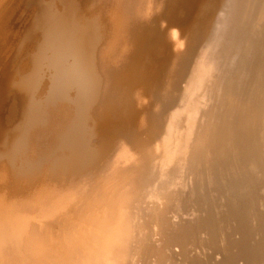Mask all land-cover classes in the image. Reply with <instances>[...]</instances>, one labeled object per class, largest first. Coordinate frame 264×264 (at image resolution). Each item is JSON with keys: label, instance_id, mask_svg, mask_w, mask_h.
I'll list each match as a JSON object with an SVG mask.
<instances>
[{"label": "bare ground", "instance_id": "1", "mask_svg": "<svg viewBox=\"0 0 264 264\" xmlns=\"http://www.w3.org/2000/svg\"><path fill=\"white\" fill-rule=\"evenodd\" d=\"M175 1H0V30L35 7L4 93L21 91L0 125V264H264V0L185 1L190 24ZM158 101L180 106L153 157L137 113ZM153 201L175 223L166 261L137 240L136 220L171 221Z\"/></svg>", "mask_w": 264, "mask_h": 264}, {"label": "rangeland", "instance_id": "2", "mask_svg": "<svg viewBox=\"0 0 264 264\" xmlns=\"http://www.w3.org/2000/svg\"><path fill=\"white\" fill-rule=\"evenodd\" d=\"M0 1H2V0H0ZM185 1H187V2H189L190 0H183L182 2L181 1H175L174 3H173V7L174 8H176V7H178V8H180V10H182L183 12H184V14H183V17H182V19H183V21H185V22H187V23H191V20H192V18H193V14H194V11H193V8H189V7H187V5H186V3H185ZM6 4V6H5V8L3 7V8H0V17H1V15H3L5 12H6V7H14L15 6V3L12 5V6H10L8 3H5ZM264 4V3H263ZM24 5V4H23ZM23 5L21 4V7L19 8V10L18 11H16L11 17H10V19L8 20V22H7V29H5V27L3 26V24H2V27H1V30H0V69H1V77H0V86H2V83L4 84V81H6V85H5V87H3V97H2V99L0 100V125L2 124V122L7 126V125H10V121H11V119L13 118V117H15V114H16V110H15V99H16V96L18 95V97L21 95V91H19V90H17V91H14L13 89L10 91V96H9V94H8V96H9V99L8 100H10V101H12L10 98H12L14 101H13V104L11 103V104H9L7 101H5L4 99H5V92L7 91V92H9V90H7V88H8V82L10 81V79H11V77H12V75H13V73L15 72V70H16V68L19 66L20 67V69L22 70L23 69V67H24V65H25V63H26V57L24 56L25 54H23V53H25V48H24V50L23 49H21L20 47H22V44H21V42H22V39H21V36H22V34L24 33V31L25 32H29V31H31L32 30V28H33V25H34V12L32 11L35 7H32L33 9H31L30 8V12L29 11H27L26 10V7H25V10H24V7H23ZM247 5H248V2H247ZM250 6H247L246 8H245V12H246V17L248 18V19H250L251 21L253 20V19H256V11L255 12H253V10H254V8H253V10L251 9V8H249ZM251 10H252V12H251ZM27 12H29V13H27ZM33 14V15H32ZM15 15V16H14ZM177 17L179 18V14L177 13ZM180 17H181V15H180ZM257 21V20H256ZM255 21V22H256ZM11 22V23H10ZM245 23V22H244ZM244 23H243V25H244ZM257 23V22H256ZM262 24H264V23H262ZM262 24H259V27H264V25L262 26ZM243 25H242V27H243ZM240 26H241V24H240ZM15 27V28H14ZM5 30H6V32H5ZM18 31H19V33H18ZM11 32V33H10ZM13 32V33H12ZM17 32V33H16ZM22 32V33H21ZM31 33V32H30ZM242 33L243 34H246L247 33V29L244 27L243 29H242ZM18 34H19V36H18ZM11 35V36H10ZM32 35V34H31ZM9 36V37H8ZM15 36V37H14ZM17 37V38H16ZM32 38V37H31ZM30 38V39H31ZM9 39V40H8ZM41 39L42 38H40V33L39 32H37L36 33V35H35V37H33V42H28L27 44L29 45L30 43V59H33V57H34V53H35V50H36V48L40 45V42H41ZM5 41H7V42H5ZM9 44V45H8ZM16 44V45H15ZM19 44V45H18ZM27 45V46H28ZM261 44H257V46L259 47ZM14 46V47H13ZM16 46V47H15ZM195 45H193L192 47V49H194L195 47H194ZM263 46V45H262ZM262 46H260V47H262ZM24 47V46H23ZM20 48V49H19ZM10 50V51H9ZM18 50H20V51H18ZM22 51V52H21ZM3 52V53H2ZM17 52H18V54H17ZM20 52V53H19ZM14 54V55H13ZM34 54V55H33ZM20 55V56H19ZM23 55V56H22ZM3 57V58H2ZM18 57V58H17ZM32 57V58H31ZM21 58V59H20ZM23 58H24V61H23ZM30 59H29V63H30ZM17 60V61H16ZM150 60V61H149ZM149 60H147V68H148V72L150 73V80H153V78L155 77V75H156V73L157 72H159L160 71V65H159V63L160 62H162L163 60H164V58H158V59H153V57L152 58H150ZM21 62H25L24 64L23 63H21ZM17 64V65H16ZM5 65V66H4ZM22 67H21V66ZM3 68V69H2ZM47 72V71H46ZM45 72V78H44V85L45 84H47V85H49V82H50V80H51V72H47L46 73ZM50 75V76H49ZM49 77V78H48ZM48 79V80H47ZM50 79V80H49ZM47 82V83H46ZM51 83V82H50ZM49 87V86H48ZM76 90V91H75ZM73 91V92H72ZM71 91V93H70V95L73 97V96H79V90H77V89H73ZM77 92H78V94H77ZM15 93V94H14ZM175 94H177L176 93V91H175ZM87 95H89V93H87ZM62 101H63V99H62ZM65 101V100H64ZM160 101H158V102H156V103H152L151 105L149 104V105H147V106H149V107H145L143 110L144 111H146V112H144V111H142V112H140V113H137V115H138V122H139V120H142L141 121V130H143V131H141V136L144 138L145 137V144L146 145H148V147H149V150L150 151H152L153 152V157H155V156H157V155H159L157 152V147H158V144L157 143H159L161 140H162V138L164 137V135H165V133H166V130H167V128H168V122L166 123V118H167V121L169 120L168 118H170L169 116H171L172 115V113L175 111V110H177L178 108H179V106H180V102L177 104V106H174V107H170V106H168V104H165V105H161L160 103H159ZM170 101H168L167 103H169ZM160 104V105H159ZM160 106V107H159ZM13 107V108H12ZM167 107V108H166ZM164 108H166V110H164ZM175 108V109H174ZM10 109H11V111H10ZM160 109V110H159ZM158 111V112H157ZM160 111V112H159ZM10 112V113H9ZM156 112V113H155ZM13 113V114H12ZM147 113L149 114V115H147ZM146 116H145V115ZM11 115V116H10ZM13 116V117H12ZM149 116V117H148ZM166 116V117H165ZM10 117V118H9ZM141 117H142V119H141ZM9 119V120H8ZM144 122L146 123V125L143 127V124H144ZM149 123V124H148ZM139 124V123H138ZM167 125V126H166ZM145 127H146V129H145ZM148 127V128H147ZM145 130H144V129ZM147 135V136H146ZM151 135V136H150ZM147 137V138H146ZM150 141V142H149ZM147 142V143H146ZM156 144H157V146H156ZM154 148H153V147ZM157 151V152H156ZM151 152V153H152ZM155 152V153H154ZM58 155H59V157L62 155V153L63 152H59L58 151ZM61 153V154H60ZM157 154V155H156ZM154 161V160H153ZM46 163V165H45V163ZM44 162H42L43 164H42V168L44 167H49V165H48V162L49 161H44ZM43 165H45V166H43ZM232 198V200L236 203L237 201H239V196H233V197H231ZM154 202V201H153ZM172 202V201H171ZM156 203V201L154 202V204ZM158 203V202H157ZM156 203V204H157ZM162 203V205H163V203L166 205L167 204V206H165V205H163V206H161V204H155V206H154V204H153V207H155V208H153V211L154 210H156V207L158 208V207H160V208H158L157 210H161L162 212H166L168 215H170L171 216V212L170 211H163L164 209H166V208H164V206L165 207H168V203H165V202H161ZM163 207V208H162ZM163 210H162V209ZM197 209V211L199 212V214H198V212H197V214L198 215H200V216H198L197 214H194V215H196L197 217H199L198 219H199V221H198V219H196L194 222H195V225H202L203 226V221L204 220H202L204 217H205V220H207L208 219V216L210 215V213L209 212H206V209L207 208H205V212L207 213V218H206V214H205V212H204V214H203V211L201 210V209H199V208H196ZM203 209V208H202ZM167 210H168V208H167ZM201 211V213H200V211ZM212 211L214 212V210L212 209ZM150 215L152 214V213H150V212H148ZM214 213H216V210H215V212ZM224 213V212H223ZM223 213H221V214H218V218L216 217V219H218V221H219V223L220 222H222L221 220L222 219H225L226 217L225 216H222L223 215ZM155 211H154V213H153V217L152 218H148V220L146 219V221L145 222H143V221H141L140 222V220H136V222H134V225L135 224H137V225H135L137 228H138V230H139V234H138V236H137V240H138V242H140V244L142 243V245L144 244V245H147V243L149 244V242H150V244L152 245V246H154L155 244V246L154 247H152L150 244V246L149 247H152V249H153V253H150L151 255V257H153V261L154 262H156L157 260H158V258L160 259H165L164 261H166V258L168 257V250H167V245H168V242H169V240H170V234H169V228H167V226H169L170 225V228H172L173 227V225L175 224L174 223V220L172 219L173 217L171 216H169L168 217V220L169 219H171V221L169 220L168 222L166 221L165 222V224H166V227H162V224H161V221L159 220V218L158 217H154L155 216ZM202 214H203V216H202ZM157 216V215H156ZM196 216H187L188 217V219H186V218H182L181 219V221H184V224L186 223V225H194V223H192L193 221H191V220H194L195 219V217ZM184 217V216H183ZM221 219H220V218ZM154 218H156V219H154ZM158 218V219H157ZM192 218V219H191ZM201 218V219H200ZM159 220V221H158ZM156 221V222H155ZM172 221H173V224H172ZM180 220H178V222L179 223H181L180 225H184V224H182L183 222H181ZM186 221V222H185ZM189 221V222H188ZM191 221V222H190ZM151 222V223H150ZM158 222V223H157ZM172 224H170V223ZM201 224H200V223ZM142 223V224H141ZM148 223H150V225L148 224ZM157 223V225H155V224ZM192 223V224H191ZM144 224V225H143ZM152 224V225H151ZM156 226H154V225ZM139 225V226H138ZM149 225V226H148ZM159 225H161V226H159ZM143 226V227H142ZM147 226H148V228H147ZM154 226V227H153ZM150 227L152 228V229H150ZM182 227V226H181ZM204 228H205V226H203ZM220 227H221V224H220ZM143 228V229H142ZM147 228V229H146ZM159 228L160 230H157V229ZM163 228V229H162ZM185 228V227H184ZM219 228V227H218ZM143 230V232H140L141 230ZM148 230V231H146V230ZM155 229V230H154ZM161 229H162V231H161ZM158 231V233H157V231ZM167 233V234H165V232ZM167 230V231H166ZM184 230V229H183ZM220 230V229H219ZM222 230H224V228H222ZM221 230V231H222ZM226 230V229H225ZM154 231V233L151 235V233ZM229 231V230H228ZM228 231L226 232V233H228ZM148 232H149V234H148ZM160 232V233H159ZM146 233H147V235H146ZM163 233H164V235H163ZM142 234V235H141ZM144 234V235H143ZM156 234V235H155ZM141 235V236H140ZM150 235V236H149ZM153 236V237H152ZM160 236H161V238L163 237V239H161L160 238ZM166 236V237H165ZM204 236V235H203ZM156 237V238H155ZM157 237H159L158 239H157ZM142 238V239H141ZM150 238V239H149ZM152 238V239H151ZM165 238V239H164ZM144 239H145V242L143 243L142 241H144ZM161 239V240H160ZM160 240V241H159ZM164 242H163V241ZM152 241H155V242H152ZM158 241V242H157ZM163 243H162V242ZM157 242V243H156ZM159 242H161V243H159ZM166 242V243H165ZM154 244V245H153ZM159 244H162V245H160L159 246ZM164 244V245H163ZM164 247V248H163ZM142 248H146V247H142ZM157 248V249H156ZM160 248H162L161 250H159ZM144 249H142L141 250V247H140V249L139 250H136V256L137 257H142V255H143V250ZM165 249V251L163 252V250ZM156 251V252H155ZM158 251H159V253H158ZM161 251H162V253H161ZM155 252V253H154ZM167 253V254H166ZM155 254V255H154ZM159 254V256H157V255ZM162 254V255H161ZM153 255V256H152ZM167 256V257H166ZM155 257H157V259L155 258ZM164 261L162 262V263H164ZM153 262V263H154ZM167 264V263H166Z\"/></svg>", "mask_w": 264, "mask_h": 264}]
</instances>
